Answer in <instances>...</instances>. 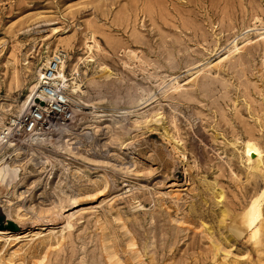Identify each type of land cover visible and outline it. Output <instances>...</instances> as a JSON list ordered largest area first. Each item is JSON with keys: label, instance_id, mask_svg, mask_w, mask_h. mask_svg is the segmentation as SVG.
Masks as SVG:
<instances>
[{"label": "rangeland", "instance_id": "rangeland-1", "mask_svg": "<svg viewBox=\"0 0 264 264\" xmlns=\"http://www.w3.org/2000/svg\"><path fill=\"white\" fill-rule=\"evenodd\" d=\"M0 210V264H264V0H0Z\"/></svg>", "mask_w": 264, "mask_h": 264}, {"label": "built area", "instance_id": "built-area-1", "mask_svg": "<svg viewBox=\"0 0 264 264\" xmlns=\"http://www.w3.org/2000/svg\"><path fill=\"white\" fill-rule=\"evenodd\" d=\"M61 61L60 55L52 58L50 65L44 69L40 77V89L36 93L34 102L39 99L44 102V105L32 106L29 115L24 119V123L31 128H35L39 123L51 124L52 119L60 117L65 121V118L70 116L67 95L57 84Z\"/></svg>", "mask_w": 264, "mask_h": 264}, {"label": "bare ground", "instance_id": "bare-ground-1", "mask_svg": "<svg viewBox=\"0 0 264 264\" xmlns=\"http://www.w3.org/2000/svg\"><path fill=\"white\" fill-rule=\"evenodd\" d=\"M263 29V28H262ZM259 30V29H258ZM249 31V30H248ZM67 43V42H66ZM69 43V42H68ZM234 44V43H233ZM67 45V44H66ZM235 47H236V45H235ZM89 48L90 49H92V46L91 45H89ZM236 49V48H235ZM61 56V59H62V63H61V65L59 66V71H58V75H57V84L58 85H63L64 87H66V86H68L67 85V82H68V78H67V76H66V74H65V59L67 58V56H68V54L67 53H65L64 51H58V52H56L55 53V55L53 56V58H55L56 56ZM51 58H50V60L48 59V61H47V63L46 64H44V67H47V66H49L50 65V62H51ZM206 64V63H205ZM44 67L42 68V69H44ZM44 71V70H43ZM43 75V74H42ZM41 75V76H42ZM16 76V75H15ZM179 78V77H178ZM15 79H16V77H15ZM13 80H14V77H13ZM19 80V79H18ZM20 82V81H19ZM77 88H79L78 86H77ZM40 89V84H36V85H34V87L32 88V92H31V94L29 95V98H28V100L30 101V103L32 102H34V100H35V96H36V93L38 92V90ZM72 89H74V88H72ZM75 90H76V88H75ZM74 90V91H75ZM77 93V92H76ZM36 101H38V102H34L33 103V106H35V105H37V106H39V105H44V102L43 101H39V99H37ZM28 102V101H27ZM41 103V104H40ZM104 115V114H103ZM117 117V116H116ZM128 121V120H127ZM92 128V127H91ZM91 128H86L87 130H90L91 131ZM106 128V127H105ZM51 129V128H50ZM94 129H95V127H94ZM56 130V129H55ZM52 131V130H51ZM88 134V133H87ZM86 134V135H87ZM68 141V140H67ZM247 144H246V150L245 151H247V156H248V158L250 159V161L252 160V157H254L255 156V161L256 160H258V162H259V160L261 159V157H262V153H261V151H260V149H259V147L257 146V145H259L258 143L257 144H255V143H253V142H251V141H249V142H246ZM64 144V143H63ZM61 145V144H60ZM65 145V144H64ZM73 145V144H72ZM65 148V147H64ZM256 165V164H255ZM258 166V165H257ZM8 168V167H7ZM7 174H8V172H7ZM10 174H11V172H10ZM16 174V173H15ZM6 175V174H5ZM14 175V174H13ZM8 176V175H7ZM10 176V175H9ZM6 180H7V178H6ZM7 182V181H6ZM8 182H10V184H14V178L12 177V178H10V180L8 181ZM52 233V232H51ZM51 233H49V234H51ZM48 234V235H49ZM39 235H41V233H36L35 235H33V237H37V236H39ZM52 235V234H51ZM32 237V236H31ZM40 237V236H39ZM46 237H47V235H46ZM49 237V236H48ZM48 237H47V239H48ZM64 237V236H63ZM15 238V236H11V235H9L7 232H4V231H1L0 230V240H5V241H12L13 239ZM38 238V237H37ZM53 238V237H52ZM51 238V239H52ZM16 240H18V238L16 237L15 238ZM33 239H35V238H33ZM40 239V238H39ZM50 239V238H49ZM41 240V239H40ZM58 240H59V238H58ZM16 253V252H15ZM17 253H18V251H17ZM16 253V254H17Z\"/></svg>", "mask_w": 264, "mask_h": 264}, {"label": "water", "instance_id": "water-1", "mask_svg": "<svg viewBox=\"0 0 264 264\" xmlns=\"http://www.w3.org/2000/svg\"><path fill=\"white\" fill-rule=\"evenodd\" d=\"M38 102V101H36ZM0 230L10 231L13 233L21 232L24 230V226L16 223L15 221L9 219L6 214L0 210Z\"/></svg>", "mask_w": 264, "mask_h": 264}]
</instances>
